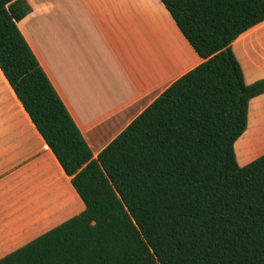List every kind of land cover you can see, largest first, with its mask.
<instances>
[{
	"label": "trees",
	"instance_id": "trees-1",
	"mask_svg": "<svg viewBox=\"0 0 264 264\" xmlns=\"http://www.w3.org/2000/svg\"><path fill=\"white\" fill-rule=\"evenodd\" d=\"M162 3L202 62L94 158L19 28L29 4L0 0V68L86 204L0 264H264V154L235 151L264 78L232 48L264 0Z\"/></svg>",
	"mask_w": 264,
	"mask_h": 264
},
{
	"label": "crops",
	"instance_id": "crops-1",
	"mask_svg": "<svg viewBox=\"0 0 264 264\" xmlns=\"http://www.w3.org/2000/svg\"><path fill=\"white\" fill-rule=\"evenodd\" d=\"M18 25L94 158L171 83L202 62L162 0H26ZM246 83L264 78V21L233 43ZM264 154V93L235 142ZM86 204L0 68V258Z\"/></svg>",
	"mask_w": 264,
	"mask_h": 264
}]
</instances>
